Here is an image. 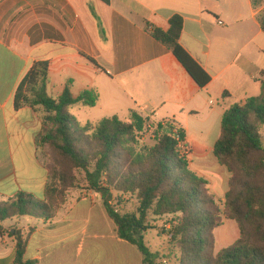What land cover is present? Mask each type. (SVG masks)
<instances>
[{
    "label": "crops",
    "instance_id": "1",
    "mask_svg": "<svg viewBox=\"0 0 264 264\" xmlns=\"http://www.w3.org/2000/svg\"><path fill=\"white\" fill-rule=\"evenodd\" d=\"M173 16L183 22L180 46L210 78L203 88L151 36L154 29L167 30ZM262 17L264 0L256 7L252 0H0V201L17 193L42 198L45 190L47 171L37 146L44 113L13 107L15 90L29 69L45 62L50 96L58 97L66 87L73 98L97 93L94 107L70 108L82 125L112 116L125 121L136 111L154 123L172 121L182 128L190 169L223 203L228 173L213 147L224 111L261 92ZM191 140H196L195 163ZM75 210L61 208L52 220H40L42 227H31V238L53 233L46 236L47 244H28L25 259L35 264H142L139 251L127 243L61 244L78 235L70 226L76 223ZM238 237L237 224L224 220L214 231L215 253ZM162 242L161 260L170 255ZM0 243L6 245L3 238ZM13 247L0 251V264H13ZM174 258L169 264H177Z\"/></svg>",
    "mask_w": 264,
    "mask_h": 264
},
{
    "label": "trees",
    "instance_id": "2",
    "mask_svg": "<svg viewBox=\"0 0 264 264\" xmlns=\"http://www.w3.org/2000/svg\"><path fill=\"white\" fill-rule=\"evenodd\" d=\"M252 3L256 7L259 0ZM259 22L264 32V17ZM168 24L165 31L154 29L152 38L172 53L198 87H205L209 76L179 44L181 17L173 16ZM48 83L47 63H36L13 96L15 110L29 106L44 113L37 146L47 159V182L42 198L17 193L0 201V239L7 234L5 221L32 217L46 223L79 189L101 199L118 239L139 251L142 264H157L158 254L148 250L145 235L157 229L154 221L164 218L161 231L170 236L168 258H174L176 250L177 264H264V72L260 94L231 105L221 118L213 147V156L228 173L221 204L210 194L207 181L190 169L185 131L174 122L152 123L131 111L125 121L112 116L82 125L68 110L76 104L94 107L97 93L73 98L66 87L52 97ZM147 136L151 145L142 143ZM224 220L237 224L239 237L215 253L214 231ZM30 232L9 233L13 264H35L25 259Z\"/></svg>",
    "mask_w": 264,
    "mask_h": 264
},
{
    "label": "rangeland",
    "instance_id": "3",
    "mask_svg": "<svg viewBox=\"0 0 264 264\" xmlns=\"http://www.w3.org/2000/svg\"><path fill=\"white\" fill-rule=\"evenodd\" d=\"M69 114H73L71 110H68ZM154 123L153 121H151ZM261 139L264 144V128L261 129ZM192 136V135H190ZM142 143L147 145H151L152 142L149 140V137L143 138ZM196 147V140H191V148H192V162H196L197 153L195 150ZM40 151V150H39ZM41 159L46 162V158L43 156L42 151L39 152ZM224 168V167H223ZM128 207H130L128 205ZM63 209H76L72 216L75 219L76 223L72 226V229L77 228L76 232L78 231V235L71 237L68 241L61 244H126L120 240H115V233H114V225L113 223L107 218L102 208V201L101 199L90 191L85 190H75L72 191L68 197L67 202L63 206ZM41 219H36L32 217H17L4 222V228L6 231V235L3 237L4 244L0 243V251H3L5 248L9 249L12 246L13 240L9 238V233L13 232V230L23 231L25 234L28 233V229L31 227L41 225ZM87 221V222H86ZM166 223V219H159L154 221L152 224L156 230H150L145 235V244L148 250L153 254H158V259L161 261V255L158 252L160 246L159 244L162 242L161 236L164 239L162 244H168V239L165 234L162 235V227ZM79 227V228H78ZM63 230H60L62 232ZM64 231H68L64 229ZM59 232V231H58ZM52 232L43 231V233H39L33 238L29 237L28 244H47L46 243V236L51 235ZM84 233V235H83ZM115 237V238H114ZM8 247V248H7ZM173 252V251H172ZM160 256V257H159ZM168 261L171 259H167ZM172 261V260H171Z\"/></svg>",
    "mask_w": 264,
    "mask_h": 264
},
{
    "label": "built area",
    "instance_id": "4",
    "mask_svg": "<svg viewBox=\"0 0 264 264\" xmlns=\"http://www.w3.org/2000/svg\"><path fill=\"white\" fill-rule=\"evenodd\" d=\"M167 237V239H169L170 238V236H166ZM1 240V239H0ZM161 264H169V262H168V260L167 259H165V258H162V260H161Z\"/></svg>",
    "mask_w": 264,
    "mask_h": 264
}]
</instances>
